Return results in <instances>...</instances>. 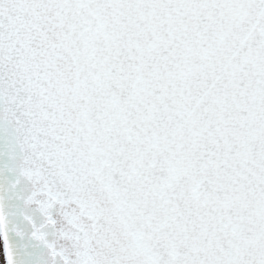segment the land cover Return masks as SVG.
Returning <instances> with one entry per match:
<instances>
[{
  "label": "snow or ice",
  "instance_id": "6c2138e0",
  "mask_svg": "<svg viewBox=\"0 0 264 264\" xmlns=\"http://www.w3.org/2000/svg\"><path fill=\"white\" fill-rule=\"evenodd\" d=\"M4 264H264V0H0Z\"/></svg>",
  "mask_w": 264,
  "mask_h": 264
},
{
  "label": "rangeland",
  "instance_id": "374dc122",
  "mask_svg": "<svg viewBox=\"0 0 264 264\" xmlns=\"http://www.w3.org/2000/svg\"><path fill=\"white\" fill-rule=\"evenodd\" d=\"M0 264H4L2 250H1V241H0Z\"/></svg>",
  "mask_w": 264,
  "mask_h": 264
}]
</instances>
